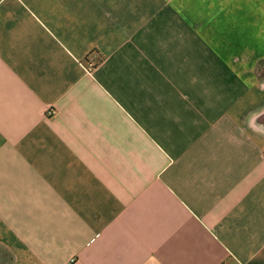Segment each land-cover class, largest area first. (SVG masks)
I'll list each match as a JSON object with an SVG mask.
<instances>
[{"label": "crops", "instance_id": "0c3cea01", "mask_svg": "<svg viewBox=\"0 0 264 264\" xmlns=\"http://www.w3.org/2000/svg\"><path fill=\"white\" fill-rule=\"evenodd\" d=\"M0 264H264V0H0Z\"/></svg>", "mask_w": 264, "mask_h": 264}, {"label": "built area", "instance_id": "2783aa9c", "mask_svg": "<svg viewBox=\"0 0 264 264\" xmlns=\"http://www.w3.org/2000/svg\"><path fill=\"white\" fill-rule=\"evenodd\" d=\"M93 68H94V64H93V63H89V64L87 65V69H88V71H92Z\"/></svg>", "mask_w": 264, "mask_h": 264}]
</instances>
